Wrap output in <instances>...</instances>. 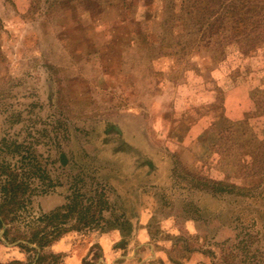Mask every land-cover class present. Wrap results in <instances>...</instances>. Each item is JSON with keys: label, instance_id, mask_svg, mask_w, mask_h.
<instances>
[{"label": "rangeland", "instance_id": "obj_1", "mask_svg": "<svg viewBox=\"0 0 264 264\" xmlns=\"http://www.w3.org/2000/svg\"><path fill=\"white\" fill-rule=\"evenodd\" d=\"M127 1L0 0V202L27 187L0 264H58L60 238L30 242L56 210L87 264H264V41L229 37L238 11L264 33V0H231L221 36Z\"/></svg>", "mask_w": 264, "mask_h": 264}, {"label": "trees", "instance_id": "obj_2", "mask_svg": "<svg viewBox=\"0 0 264 264\" xmlns=\"http://www.w3.org/2000/svg\"><path fill=\"white\" fill-rule=\"evenodd\" d=\"M130 2L131 1L128 0L127 4H130ZM229 2H231V0L230 1L229 0H170L169 4L164 9H161L160 12L165 11L167 8L171 9V13H170L171 17L168 20H170L174 25L170 27L177 28V30H181L182 26H193V25L199 26L201 29L206 24L208 25L210 23V25L215 24L213 26L214 29L212 31H217V33L213 34L212 36H217V35L221 36L222 34L218 33V30H221L220 29L221 27H218L217 24L222 20L223 15H226L228 13L229 6H227V4ZM243 2L245 3L246 0H242V3ZM248 2L252 3L251 0H249ZM233 5H235V2L232 4V6ZM224 9L226 10V12L224 11ZM230 14L231 16L234 15L233 13ZM239 14L240 11H238L236 17L237 27L234 25V29L229 32V37L232 38V40L234 41L235 47L236 44L243 46L239 51L241 54L247 55L251 53V57H253L254 53L256 52L255 49L258 47L259 43L261 41H264V33L261 32L258 35H254L251 32L254 30V27L251 28V26H250L251 28L250 33L249 31L244 32L245 29L242 27H244V25L248 26V24L252 21V17L250 16L251 18L249 17V19H246L245 17L247 16L245 15V17L240 18ZM259 29L260 28H258V30ZM242 35L244 40L242 39L241 43L237 42L236 40L238 39V36H242ZM222 56L223 55H220L219 59H221ZM219 113H223V112L220 111ZM220 117L221 116H219V118ZM223 117L224 118L220 119V121H223L224 124H230V121L225 116ZM222 128L226 129L227 127L224 126ZM23 186L26 190L27 187H25L23 183L15 184L12 187L11 184L8 185L4 184L2 201L0 202V232L4 230V235L10 231V227H7V225H10L14 220H16L17 218L16 216L20 208L22 207L23 201L19 200L20 194H18V192H20V189ZM60 215H61L60 212L56 210L51 216L49 215L45 216L47 218L53 217L50 222L54 221L53 225H55V228L57 230V234L54 237H52L51 240L47 239V236H45L46 234L39 237V233L42 232V230H37L36 233H34L35 234L34 237L37 239L32 240L30 242L34 244L38 243L41 247H43L46 244H49L51 241L53 242L57 240L66 232L70 231V229H68L67 226L65 225L66 222L57 223L58 220L55 222L56 219H59ZM65 217H67V215H65ZM52 233L55 232L52 231ZM22 245L26 246L24 242L22 243Z\"/></svg>", "mask_w": 264, "mask_h": 264}, {"label": "crops", "instance_id": "obj_3", "mask_svg": "<svg viewBox=\"0 0 264 264\" xmlns=\"http://www.w3.org/2000/svg\"><path fill=\"white\" fill-rule=\"evenodd\" d=\"M123 4V3H121ZM127 4V2H126ZM128 6H124L122 5V7H125V9L131 12L132 6H129V4H127ZM163 7V3L162 6ZM150 12V11H149ZM150 17L146 18L148 20H145L146 23L147 21L149 22L151 18L154 17V13L150 12ZM139 18L138 17H134L131 18V22L132 23H139L140 21H137ZM134 35L136 33V36L141 33V31H134L133 32ZM172 68V67H171ZM104 74L107 76H109V74L105 73V70L103 71ZM76 80H83L84 84H85V91L84 94L87 95L90 91V84L87 80H85L83 77H79L76 76L75 77ZM75 81L74 79H72L70 82ZM104 88H108V85ZM174 112H176V109H173ZM185 112V109H183V107H181L178 111V113L175 115V121L173 120L172 117V121L174 127H177L179 124H182V116L183 113ZM186 112L188 113V111L186 110ZM172 115V113H171ZM173 127V126H172ZM120 128V127H119ZM72 231H68L66 232L63 236L60 237V239L58 241L55 242V244L52 246V250L53 252H55V254H58L59 257H61V261L58 264H87L88 261L85 262V257L87 256V253L89 252V249L91 247V239H89L88 236H78L77 234L74 235L72 234ZM76 236V237H75ZM95 238V237H94ZM96 241V240H95ZM100 243L102 242V244L104 245V241L100 240ZM34 248H36L38 250V253L42 252L40 248L36 247V246H32Z\"/></svg>", "mask_w": 264, "mask_h": 264}]
</instances>
